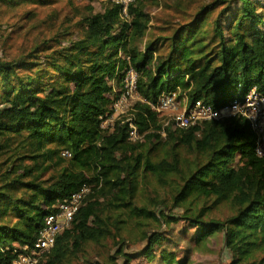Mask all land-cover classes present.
Instances as JSON below:
<instances>
[{
	"label": "trees",
	"instance_id": "trees-1",
	"mask_svg": "<svg viewBox=\"0 0 264 264\" xmlns=\"http://www.w3.org/2000/svg\"><path fill=\"white\" fill-rule=\"evenodd\" d=\"M54 1L0 0V16ZM87 1L75 30L0 57V264L32 246L60 201L85 185L74 221L38 264H129L133 228L151 243L143 254L152 262L158 255L159 264H188L174 252L157 254L164 238L147 229L177 208L174 219L197 228V246L221 234L230 264H264V158L248 122L233 116L164 128L151 105L173 92L215 108L237 92L264 93V0H204L157 36L145 0L130 5L128 20L121 3ZM97 2L104 5L95 13ZM130 68L139 75L137 140L128 118L102 127Z\"/></svg>",
	"mask_w": 264,
	"mask_h": 264
},
{
	"label": "rangeland",
	"instance_id": "rangeland-1",
	"mask_svg": "<svg viewBox=\"0 0 264 264\" xmlns=\"http://www.w3.org/2000/svg\"><path fill=\"white\" fill-rule=\"evenodd\" d=\"M182 9H179L178 0H145L146 11L151 15V34L157 36L162 31L160 27L168 26L167 21L172 22V26H168V34L171 33V28L187 19L182 10L191 14L197 12L204 0H181ZM87 0H56L51 4H32L26 3L12 9H4L0 16V57L13 59L19 57L26 52L27 48L40 40L41 37H53L60 32L75 30L74 24L77 23L83 14L89 12L90 4ZM101 2L93 4L94 12L98 13L102 10ZM237 98L241 96L240 92L235 95ZM141 96L131 100L130 108L134 106ZM184 106L185 101H181ZM126 108V107H122ZM127 111V108L124 110ZM124 112V113H125ZM122 114V113H120ZM130 113L121 115L119 119L129 118ZM160 118L165 120L166 113L160 114ZM154 187V186H151ZM162 193H166L165 189H157ZM141 200L143 197L140 198ZM167 209L160 208L157 211ZM179 209H174L168 212V218L165 223L159 228L150 227V234L159 232L163 236L164 241L161 246H156L157 254L166 250L174 252L178 259L189 260L188 264H230L231 255L223 242V237L219 234L213 237L212 240L205 242L202 246H197L195 242L196 227L189 225L184 220L176 221L175 214ZM226 212V211H224ZM130 231V230H129ZM138 230L131 229L130 234L126 233V251L130 254L131 261L129 264H159V256L152 260L145 257L144 249L150 247L151 243L142 240ZM104 252V250H101ZM120 263L126 264L121 260Z\"/></svg>",
	"mask_w": 264,
	"mask_h": 264
},
{
	"label": "built area",
	"instance_id": "built-area-1",
	"mask_svg": "<svg viewBox=\"0 0 264 264\" xmlns=\"http://www.w3.org/2000/svg\"><path fill=\"white\" fill-rule=\"evenodd\" d=\"M123 5L122 16L130 18V5L135 0H111ZM139 75L134 68H130L124 78V91L114 104L115 113L112 116L102 118V127L115 126L119 117L128 112L130 116V139L140 138L137 124L133 121V108H130L131 100L140 96L138 89ZM181 101H185L184 106ZM159 113H166L164 128L174 125L180 129H190L204 121H219L224 118L239 116L245 119L255 136V155L264 158V93L257 87L252 88L243 97L235 98L230 104L222 108H215L204 101H196L190 104L188 98H179L177 92L163 95L157 104H151ZM127 111L124 110L126 108ZM125 112V113H124ZM122 113V114H120ZM68 155V153H67ZM90 191L85 185L79 192L70 198L60 201L57 212L46 218V225L41 231L37 241L32 246H25L12 264H38L55 247L58 236L74 221L84 196Z\"/></svg>",
	"mask_w": 264,
	"mask_h": 264
}]
</instances>
